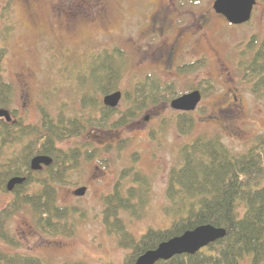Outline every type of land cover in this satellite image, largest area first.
Returning <instances> with one entry per match:
<instances>
[{
    "label": "rangeland",
    "instance_id": "obj_1",
    "mask_svg": "<svg viewBox=\"0 0 264 264\" xmlns=\"http://www.w3.org/2000/svg\"><path fill=\"white\" fill-rule=\"evenodd\" d=\"M6 1L0 0V8ZM213 1L106 0L99 13L97 6L84 0H12L17 25L6 41L2 74L13 88L7 109L15 120L38 123L39 106L52 115L63 106L66 114L89 118L90 108L82 106V95L92 93L101 102L104 95L90 84H80L79 77L88 80L89 58L102 50L122 51L115 54L121 69L117 90L122 96L110 121L128 109L127 91L147 75L173 82L178 95L199 89L202 99L189 111L195 123L188 134L176 126L181 111L163 100L143 107L114 130L113 146L107 150L97 149L89 125L82 137L61 142L68 149L90 139V146L99 151L95 157L83 154L64 181L56 183L59 203L71 208L72 230L57 235L41 232L26 207L7 222L18 245L0 240V250L35 255L44 264H119L131 249L120 245V234L104 222V210L105 196L113 191L123 169L132 167L148 179L144 205L135 212L119 213L125 229L138 239L148 228H165L177 216L167 208L166 186L170 169L180 163L184 143L198 135L217 134L230 150L242 152L264 132V95L252 91V81L245 78L241 65L264 38V0H256L251 19L243 24H232L216 13ZM162 5L170 9L167 23L172 29L167 34L172 31L173 37V29L183 32L171 58L153 53L162 38L151 35L149 17ZM201 14L207 21L199 26ZM207 80L212 89H206ZM131 179L128 175L123 186L132 184ZM81 186L85 193L76 195L74 190ZM13 197V192L0 190V208Z\"/></svg>",
    "mask_w": 264,
    "mask_h": 264
},
{
    "label": "trees",
    "instance_id": "obj_2",
    "mask_svg": "<svg viewBox=\"0 0 264 264\" xmlns=\"http://www.w3.org/2000/svg\"><path fill=\"white\" fill-rule=\"evenodd\" d=\"M16 25L12 0H7L0 8V107L3 108H8L12 101L13 88L5 81L2 70L8 53L6 41ZM253 44L254 40L249 46ZM116 53L122 55L120 49L91 55L87 65L88 80L80 76V84H90L93 91L103 95L116 90L121 75ZM241 65L245 78L252 81V91L264 95V38ZM206 83L207 90L213 88L210 80ZM127 94L131 104L115 121L110 118L117 107L106 106L92 93H84L81 97L82 106L90 108V117L85 120L82 115L66 114L63 106L55 115L39 106L41 117L35 124H25L14 118L12 121L0 119V190L7 191L6 184L11 177L25 176V180L11 191L13 200L0 208V240L9 246L18 245V240L7 229V222L26 207L41 232L57 235L71 231L68 223L71 208L59 203L56 183L64 181L83 154L85 158L99 154L90 146L92 140L97 149L107 150L113 146L112 132L139 110L158 101L169 102L179 93L173 82H161L147 75ZM194 123L189 112L176 116V126L182 134L190 133ZM88 125L92 140L68 149L59 145L65 140L82 137L89 130ZM179 150L180 163L170 169L166 186V196L170 200L167 208L177 216L167 227H150L138 239L124 227L120 211L135 212L147 199L148 179L140 171L132 167L123 169L113 191L105 196L104 222L120 234V245L131 249L119 264H135L143 252L202 224L222 227L226 233L194 253L175 254L155 264H243L244 261L264 264V132L242 152L230 150L217 134L198 135ZM37 154L50 155L51 164L33 170L30 161ZM128 175L132 176V184L123 186L122 181ZM0 264L44 263L35 255L0 250Z\"/></svg>",
    "mask_w": 264,
    "mask_h": 264
},
{
    "label": "water",
    "instance_id": "obj_3",
    "mask_svg": "<svg viewBox=\"0 0 264 264\" xmlns=\"http://www.w3.org/2000/svg\"><path fill=\"white\" fill-rule=\"evenodd\" d=\"M256 0H214L212 7L218 14L223 15L232 24H243L251 19L253 7ZM122 92L115 90L103 96L106 106L116 107L121 99ZM202 99V92L193 89L184 92L171 100L170 106L180 111H192L196 109ZM0 117L11 121L12 116L8 109L0 108ZM148 118V117H146ZM52 157L47 154H37L31 158L30 167L33 170L42 169L52 162ZM25 176H13L6 184L8 190H13L16 185L22 183ZM86 187L81 186L74 190L76 195H83ZM222 227L211 224H202L193 229L186 230L180 235L173 236L160 242L157 247L143 252L135 261V264H155L159 259H168L179 253H194L208 243L215 241L225 235Z\"/></svg>",
    "mask_w": 264,
    "mask_h": 264
},
{
    "label": "flooded vegetation",
    "instance_id": "obj_4",
    "mask_svg": "<svg viewBox=\"0 0 264 264\" xmlns=\"http://www.w3.org/2000/svg\"><path fill=\"white\" fill-rule=\"evenodd\" d=\"M85 2L92 3L95 6L98 7L99 13H103L105 8L106 0H84ZM170 14V9L166 6H160V8L155 12L153 16H150V29L152 31L151 35H157L160 38H162V42L157 44V49L153 51V53L159 54L161 57L164 55H168L169 58H171L173 55H175L176 49L178 47L179 40L181 36L183 35V32H176L175 29L173 33V37L171 35L167 34V30L172 29L168 26L167 18ZM207 21V17L203 14H201L198 17L199 26H202ZM201 22V24H200ZM234 100L237 101V97L234 96ZM233 103V102H231ZM235 105V103H233ZM232 106V104L230 105ZM0 119H5L4 117H0ZM6 121V120H5ZM45 167V166H44Z\"/></svg>",
    "mask_w": 264,
    "mask_h": 264
}]
</instances>
